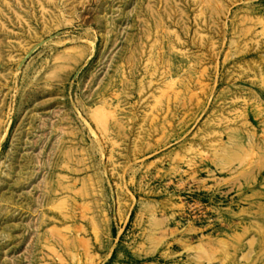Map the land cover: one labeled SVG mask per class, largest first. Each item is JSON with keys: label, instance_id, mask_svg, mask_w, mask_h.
<instances>
[{"label": "rangeland", "instance_id": "1", "mask_svg": "<svg viewBox=\"0 0 264 264\" xmlns=\"http://www.w3.org/2000/svg\"><path fill=\"white\" fill-rule=\"evenodd\" d=\"M0 264H264V0H0Z\"/></svg>", "mask_w": 264, "mask_h": 264}]
</instances>
